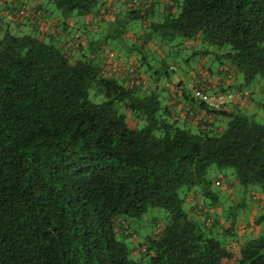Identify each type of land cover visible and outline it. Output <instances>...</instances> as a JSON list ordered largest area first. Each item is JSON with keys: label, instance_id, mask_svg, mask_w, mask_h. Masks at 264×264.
I'll return each instance as SVG.
<instances>
[{"label": "trees", "instance_id": "16d2710c", "mask_svg": "<svg viewBox=\"0 0 264 264\" xmlns=\"http://www.w3.org/2000/svg\"><path fill=\"white\" fill-rule=\"evenodd\" d=\"M46 1L56 11L0 0V264H264V208L238 245L242 207L222 206L214 174L264 196V102L238 89L264 79V0H122L116 14L111 0ZM51 12L60 32L41 30ZM133 22L143 35L126 40ZM189 40L199 49L180 59L228 65L241 81L221 91L246 90L244 103H198L202 116L167 104L175 83L161 79ZM111 53L133 70H112ZM188 87V102L205 90Z\"/></svg>", "mask_w": 264, "mask_h": 264}, {"label": "crops", "instance_id": "0c3cea01", "mask_svg": "<svg viewBox=\"0 0 264 264\" xmlns=\"http://www.w3.org/2000/svg\"><path fill=\"white\" fill-rule=\"evenodd\" d=\"M38 2L40 1L23 0V3L29 4V6L32 7H36ZM111 2L113 5L112 6L113 13L116 14L117 11L125 9L126 5L125 2H123L122 0H111ZM54 16H56V12L49 13V16L47 17L46 20V24L41 28V30L48 33V32H53L52 28H55L54 30L55 33L60 32L61 27L59 26V24L55 26L52 22L54 21ZM68 25L70 30L72 28L73 31L74 27H77L79 25V22L68 21ZM143 27L144 24H140L139 22H133L131 24L132 29L129 30L125 35L126 40L136 41L137 37L143 35ZM72 31H69V34L65 36L66 39L70 38L69 35L70 33H72ZM156 45L157 43L156 40L154 39L152 41L147 42L149 53L155 50L154 54L162 57L163 56L162 52L167 51V47L165 45L160 44L158 48V46ZM185 46L186 48H188V50L192 49L197 51L199 49V44L196 40L186 41ZM151 54L153 53L149 54L150 57H152ZM187 64L189 71H185L184 73L182 72L176 73V69H175L174 72L172 73L171 78H168L167 76V79L164 81V85H167L168 81L175 83L173 89L175 91H172L170 89L172 88V86L170 85H169L170 88L169 89L167 88L168 90L165 88L166 89L165 91L167 92V97H166L167 104H169L171 108H174L179 116H183L184 111L188 107H190L189 110L193 112L192 114L196 116H202L204 114V110L198 107V103H195V100L188 102L184 98L185 95L191 93V90L188 87L190 83H192L194 86L202 87L205 90H210L214 92V91H221L227 89V86H232L231 89L236 90L237 89L236 85L241 81V80L233 81V79L236 78V75L232 77L233 79L227 77L230 76L231 73V69L229 68L228 65H226L225 63L222 64L220 63L217 64L215 62L209 63L207 62V57L204 54H201L199 56V61L197 63H194L193 61L191 62L189 59ZM224 73L226 74V77H223ZM149 80L151 79L149 78ZM159 83L162 84L161 82ZM238 89H247V87L242 86L241 88L239 87ZM256 93H257L256 88L252 89V91L251 90L249 91L250 101L253 100L252 98H255ZM176 99L179 100V102L174 105L173 103L174 100ZM231 182L229 181V183ZM229 197L235 198V196L232 194V191L229 192ZM250 199L251 200L246 205H242V203H240V206L243 208V210L241 208L240 211L238 212L239 218L237 220V229L234 236L236 238L235 239L236 242H238V245H240L244 239L250 237L253 234H256L260 230V227L258 225H253V219L256 216V214L262 208H264V196L263 197H260L259 195L255 196V194L252 193ZM186 201L191 202V199L187 198ZM244 210L245 212L246 211L248 212L247 215H245ZM214 211L220 213V207H216V210ZM220 222H222L221 219ZM227 225H228L227 223H223V227H226Z\"/></svg>", "mask_w": 264, "mask_h": 264}, {"label": "rangeland", "instance_id": "374dc122", "mask_svg": "<svg viewBox=\"0 0 264 264\" xmlns=\"http://www.w3.org/2000/svg\"><path fill=\"white\" fill-rule=\"evenodd\" d=\"M17 1H22V0H17ZM40 2L42 4L43 9H53V10H55L53 8V6L50 3H48L46 0H40ZM74 17L76 19H78V20H82L83 19V16H78L77 15V16H74ZM5 21L7 22V17L4 16V15H1V13H0V25H1V23L5 22ZM21 29L23 31H27L25 28H21ZM71 31H72V29H71ZM210 48H214V47L210 46ZM171 49L173 50V51L171 50L172 53H174V51L176 52V48L175 47H172ZM187 49L188 48H186V49L183 48V50L181 51L182 54L179 55V57L177 58L178 62L176 64V66H177L176 67V73H178V72L184 73L185 71H189V68H188L186 62H184L183 60L180 59L182 56H186V54H189L191 52V50H187ZM172 53L170 55H173ZM190 61H193L194 63H197L199 61V57L194 56L193 58H191ZM171 76H172V72L168 74V78H171ZM166 79L167 78L161 79V82L165 81ZM238 80H241V75L237 73L236 74V78L233 79V81H238ZM246 87H247V90H251V91H252V89L256 88L257 93H256V96H255L254 100L255 101L259 100V101H263L264 102V90H262L263 87H264V79L262 77H260V76L255 77L252 82H250L248 85H246ZM205 92L208 93V92H212V91L205 90ZM195 103H198L196 99H195ZM255 112H256V114L254 115V119L257 122L264 123V107L257 106V104H256L255 105ZM229 172H232L231 168H225V169H222V170L214 172V174L216 173V175H218V174L221 175L220 176L221 177L220 185L216 186L215 188H217V193L219 194L218 196H221L219 201H221V204H222V206H224L225 209L229 207L230 208L229 210H234L235 207L238 206L240 203H242V205H246L251 200L250 198H251L252 193L255 194V196L259 195L260 197H263V195L261 193V190L258 187V185L242 186V185H238L236 183L233 184L231 182V180L234 179V177H230L228 175ZM214 174H212V176ZM229 181L232 184L229 183ZM228 191L229 192L232 191V194L235 196V198H230ZM258 200H259V198H258ZM183 207L186 208L187 204L184 203ZM216 207H220V206H216ZM216 207L214 208V210H216ZM214 210L212 209V212L213 213H217ZM236 210H238L237 211V215H238V212L240 211V209H236ZM242 210H243V208H242ZM149 212H153V213L157 212L158 214H161V215L164 214V211L161 208H151L149 210ZM220 212H221V207H220ZM244 212H245V210H244ZM247 214H248V212L246 211L245 215H247ZM236 224H237V222H236ZM139 235H142V233H139ZM135 241H137V240H135Z\"/></svg>", "mask_w": 264, "mask_h": 264}, {"label": "built area", "instance_id": "2783aa9c", "mask_svg": "<svg viewBox=\"0 0 264 264\" xmlns=\"http://www.w3.org/2000/svg\"><path fill=\"white\" fill-rule=\"evenodd\" d=\"M27 8L22 6L21 14L27 12ZM107 61H109V65L112 70L117 69L119 66H124L126 70L132 71L133 70V62L126 61L122 62L120 57H116L115 54L111 53L107 56ZM192 96L197 100L199 104H201L204 108L210 110H216L223 107H226L229 104L238 101L240 104L244 103L245 98L247 96L246 90L241 91H214V92H205V90L201 89H193ZM191 113V111L189 112ZM204 222L206 225L212 223V219L207 217L204 218Z\"/></svg>", "mask_w": 264, "mask_h": 264}]
</instances>
